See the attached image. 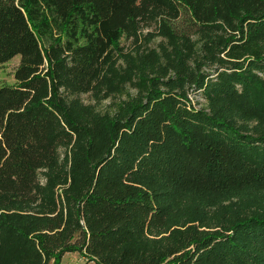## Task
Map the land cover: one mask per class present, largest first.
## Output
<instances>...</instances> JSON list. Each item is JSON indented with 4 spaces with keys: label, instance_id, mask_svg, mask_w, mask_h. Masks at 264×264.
Masks as SVG:
<instances>
[{
    "label": "trees",
    "instance_id": "16d2710c",
    "mask_svg": "<svg viewBox=\"0 0 264 264\" xmlns=\"http://www.w3.org/2000/svg\"><path fill=\"white\" fill-rule=\"evenodd\" d=\"M14 56L0 264H264V0H0Z\"/></svg>",
    "mask_w": 264,
    "mask_h": 264
},
{
    "label": "rangeland",
    "instance_id": "374dc122",
    "mask_svg": "<svg viewBox=\"0 0 264 264\" xmlns=\"http://www.w3.org/2000/svg\"><path fill=\"white\" fill-rule=\"evenodd\" d=\"M153 29V26L149 27V28H142L141 30V34H145L146 32H149ZM159 39L158 38H154L150 43L149 46L150 47H155L156 44L158 43ZM121 45L125 48L128 47V42L127 41H122L121 40ZM19 62V57L18 56H14L12 59H10L9 61H7L6 63H3L2 65H0V85H11L13 84V76H12V72L13 69L17 66ZM129 94H133V90L131 89H127ZM79 100L83 103V104H95L96 105V109L100 112L106 111L108 109V105L110 103L109 99L103 100L99 103H95L94 100L89 96V95H79L78 96ZM188 99L190 100L191 104H193L196 108H203V101L199 98V96L197 95H190L188 96ZM40 178V176H39ZM40 182L42 183L43 180H40ZM262 201H260L258 203V205H262V203H264V197L260 198ZM256 205V204H255ZM50 264V262H49ZM60 264H90L89 262H86V260L80 256H78L76 253H65L62 255L61 259H60Z\"/></svg>",
    "mask_w": 264,
    "mask_h": 264
}]
</instances>
